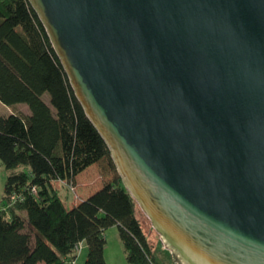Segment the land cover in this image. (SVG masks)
<instances>
[{
	"label": "water",
	"instance_id": "95a60500",
	"mask_svg": "<svg viewBox=\"0 0 264 264\" xmlns=\"http://www.w3.org/2000/svg\"><path fill=\"white\" fill-rule=\"evenodd\" d=\"M179 264H264V0H28Z\"/></svg>",
	"mask_w": 264,
	"mask_h": 264
},
{
	"label": "trees",
	"instance_id": "16d2710c",
	"mask_svg": "<svg viewBox=\"0 0 264 264\" xmlns=\"http://www.w3.org/2000/svg\"><path fill=\"white\" fill-rule=\"evenodd\" d=\"M0 102L29 109L0 114V159L9 170L0 206V264H70L82 241L84 264H107L103 233L112 226L130 264H157L138 203L116 168L70 209L53 186L74 185L89 166L113 160L28 0H0Z\"/></svg>",
	"mask_w": 264,
	"mask_h": 264
},
{
	"label": "rangeland",
	"instance_id": "374dc122",
	"mask_svg": "<svg viewBox=\"0 0 264 264\" xmlns=\"http://www.w3.org/2000/svg\"><path fill=\"white\" fill-rule=\"evenodd\" d=\"M44 99L47 102L49 101L47 94L44 95ZM11 113L28 114L29 109L27 105L23 103L14 104V105H6L0 102V114L9 115ZM115 168H116V165L114 161L112 162L110 161L109 158L106 157L100 160L99 162H97L95 165H93V167H91V169H89L88 171H84L83 173L81 172V174H79V179L82 180L86 178L92 172L96 173L94 177L96 175L100 176L99 178H97V180L94 183L90 181L89 185L86 186V192H88L92 190L94 187H97L98 185H102L104 182L108 181L109 178H112L116 174ZM8 174H9V170L5 168L4 164L2 163L0 159V206L2 205L3 202L6 201L4 199V186H5V182H6ZM101 175L103 177H101ZM61 187L63 188L60 189V194H61L62 199L64 200V206L66 209H70L72 201L74 199L77 200V197L80 195V190L75 189V188L74 190H72L66 184L65 186L62 185ZM66 187L67 189H65ZM137 217L142 225L143 231L146 234L147 239L152 245L153 255L155 257L156 263L157 264H179L176 261L173 251L162 240L158 232L152 226L150 219L140 208L139 204L137 208ZM103 235L106 239V244L108 241V244L106 247L108 264H115L116 257L118 256L126 257L124 246L119 237L117 227L112 226L110 228H107L104 231ZM42 263L43 262H39V264H42ZM126 264H129V263H126Z\"/></svg>",
	"mask_w": 264,
	"mask_h": 264
},
{
	"label": "crops",
	"instance_id": "0c3cea01",
	"mask_svg": "<svg viewBox=\"0 0 264 264\" xmlns=\"http://www.w3.org/2000/svg\"><path fill=\"white\" fill-rule=\"evenodd\" d=\"M96 164V163H95ZM93 164V165H95ZM93 165L89 166L88 168H86L84 171H88L89 169H91V167H93ZM83 171V172H84ZM82 172V173H83ZM81 174V173H80ZM96 173L92 172L91 174H89L86 178L80 180L79 179V175L76 176L75 178V181H74V188L75 189H79L80 190V195L77 197V200H73L72 203H71V207L72 208L73 206H75L78 202H80L81 200L87 198L89 195H91L93 192H95L96 190H98L102 185H98L97 187H94L92 190L86 192V186L89 185L90 181L92 183H94L97 178H99L100 176L99 175H96L94 177ZM101 177H103L101 175ZM111 178H109L110 180ZM85 180V181H84ZM65 186L64 182L63 181H55L54 182V186L57 188V189H61L63 187L61 186ZM67 189V187L65 188ZM68 196V195H67ZM60 198L61 200L63 201L64 203V200L62 199L61 197V194H60ZM116 227V226H114ZM118 230V229H117ZM107 244H108V241H107ZM107 244L105 246V249H104V257H105V260H106V263L108 264V258H107V253H106V247H107ZM87 253H88V247H87V244L85 243V241H82L80 242V251L77 253V256L75 258V263L74 264H84L85 260H86V257H87ZM126 263H129L126 259V257H116V260H115V264H126ZM39 264V263H37ZM44 264V263H42ZM130 264V263H129Z\"/></svg>",
	"mask_w": 264,
	"mask_h": 264
},
{
	"label": "built area",
	"instance_id": "2783aa9c",
	"mask_svg": "<svg viewBox=\"0 0 264 264\" xmlns=\"http://www.w3.org/2000/svg\"><path fill=\"white\" fill-rule=\"evenodd\" d=\"M72 190H74V186L73 185H68ZM32 191L35 192V188H32ZM75 251L76 253H78L80 251V243L76 244L75 246ZM70 264H74L75 263V259H72L69 261Z\"/></svg>",
	"mask_w": 264,
	"mask_h": 264
}]
</instances>
